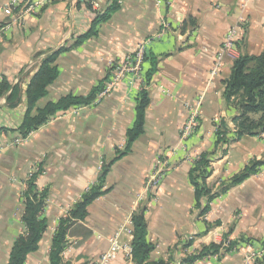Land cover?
Returning <instances> with one entry per match:
<instances>
[{
	"label": "crops",
	"instance_id": "0c3cea01",
	"mask_svg": "<svg viewBox=\"0 0 264 264\" xmlns=\"http://www.w3.org/2000/svg\"><path fill=\"white\" fill-rule=\"evenodd\" d=\"M34 1L18 0L13 5L11 0H0V25L6 27L0 37V145L21 140L0 153V264H8L15 240L24 234L20 197L34 163L47 170L43 177L49 183L48 216L53 212L50 217L56 224L62 216L59 207L80 196L96 179L99 162L113 161L104 180L105 192L88 206L85 219L75 221L68 230L62 254L66 264H97L111 249L116 234L121 245L131 247L132 218L142 209L147 241L153 246L150 264L178 262L182 254L172 250L180 245L181 235H194L186 244L188 254L219 242L240 210L231 238L249 233L264 241V166L215 199L208 222L221 219L223 226L208 231L209 223L195 209L192 160L185 149H176L190 111L186 104H194L203 95L201 128L189 152L213 156L207 183L229 181L252 161H264V133L232 141L225 154H218L222 147L217 150L215 122L225 120L232 128L233 118L240 114L224 98L223 81L230 77L234 59L226 57L225 65L213 72L215 55L234 29L241 39L237 43L241 55L264 53V0H118L120 8L81 43L93 30L97 13H103L112 0H54L29 11ZM163 23L169 27L148 48L150 60L145 64L152 67L154 59L156 70L147 83L129 74L100 105L92 106V101L79 115L68 113L72 107L59 112L24 143L20 127L28 110L27 88L48 55L62 51L57 60L59 77L39 106L69 94L88 97L103 86L113 61L131 52L137 42L160 33ZM240 24L246 25L244 33L237 29ZM144 88L150 99L144 133L130 152L117 158L114 149L127 141ZM163 167L167 174L158 190L151 188L148 182ZM52 235L46 233L27 264H49ZM241 262V255L231 253L193 264ZM109 264L135 262L125 247Z\"/></svg>",
	"mask_w": 264,
	"mask_h": 264
},
{
	"label": "trees",
	"instance_id": "16d2710c",
	"mask_svg": "<svg viewBox=\"0 0 264 264\" xmlns=\"http://www.w3.org/2000/svg\"><path fill=\"white\" fill-rule=\"evenodd\" d=\"M119 8L118 0H112L103 13H97V17L93 22V30L83 36L78 43L94 35L96 33L95 27L99 23L109 19L111 14ZM61 52L52 53L45 58L40 70L27 88L28 110L20 127L24 138H27L32 131L47 123L49 119L59 112L66 111L73 106L89 105L95 100L96 93L103 89V86L100 85L88 97L69 94L62 97L58 102L49 101L45 105L39 106V101L47 96L49 86L59 77L57 60ZM151 66L146 73L147 82L156 70L154 59L151 60ZM223 84L224 98L229 105L238 108L240 114L233 118L232 128L225 120H222L218 126V132L216 133L217 150L224 144L240 140L245 136H257L264 131V53L257 56L243 54L235 58L231 75L226 81H223ZM16 92L17 90L14 89L12 92L13 97L16 95ZM10 98L12 99V96ZM149 103V93L144 88L140 91L138 97L136 120L133 126L127 130V141L124 149L117 148V158L130 152L135 140L144 133L145 115ZM252 114H260L259 119H255ZM112 163L113 161L107 162L104 160L98 182L88 192L83 193L81 199L74 204L66 216L59 219L52 236L49 264H66L63 261L62 254L68 230L75 221L85 219L88 213V206L105 192L104 180ZM210 164L211 155L203 153L190 171L191 182L195 188L196 205L201 207L202 199L207 198L208 203L202 207V216L210 211L211 202L216 197L225 194L232 187L243 183L250 176L257 174L261 167L264 166V161H252L239 174L235 175L229 183L225 184L223 189L211 195H209L211 189L207 183V179L211 175ZM36 180V175L29 180V187L24 194L25 208L23 222L26 232L15 240L9 254L8 264H27L29 255L40 249V243L48 232L49 220L45 216L47 193L46 191L39 193ZM132 224L133 240L131 247L133 261L135 264H150L148 260L153 246L147 241L145 210L142 209L133 215ZM220 248L221 245L216 243L205 245L198 252L181 259L179 264H193L208 256L220 254ZM152 264L171 263L161 260Z\"/></svg>",
	"mask_w": 264,
	"mask_h": 264
},
{
	"label": "rangeland",
	"instance_id": "374dc122",
	"mask_svg": "<svg viewBox=\"0 0 264 264\" xmlns=\"http://www.w3.org/2000/svg\"><path fill=\"white\" fill-rule=\"evenodd\" d=\"M12 9H14V8H12ZM240 26H241V29H240L239 26L237 27L238 31L241 30L240 32L244 33L246 25L244 26V25L240 24ZM168 27H169V25H167L166 23H163L162 28H161L162 32L160 31V33L156 34L152 38H148V39L141 40V41L137 42L131 52H128L119 61H113V63L111 64L110 70H109V75L107 76V78L104 81L103 89L98 92V94L96 96V99L92 103V106L100 105L101 103H103V101H105L106 99L110 98L112 96L114 90L120 85V83L123 81V79L128 77L129 74L133 75L136 79L140 80L141 84L144 85V83H147L146 73H147L149 67L145 63H148V61L150 60V54L148 53V48L154 41H156L158 38L162 37L163 32ZM235 33H237V32L235 31ZM228 35H229V33L223 39L221 47H219V50L217 51V53L215 55V57L217 58V55L221 51H226V49H228L229 50L228 51L229 54H227L225 56L224 63H225L226 57H231V58H233L235 60V58H237V57H239L241 55V52H240V48L241 47L237 48V43L239 41H241V39L239 40V38H238V36L236 34L234 36V38H233L232 46L230 48H227L226 44L228 42L227 41V36ZM141 51L143 52V54L141 56V61H140V52ZM138 62H140V65H139L140 68L139 69L137 68ZM142 81H143V83H142ZM112 83H114V84H112ZM108 85H110L111 88H110V91H108L105 94V89H106V87ZM202 97H203V95H202ZM202 97H199L197 99V101H195L194 104H190V103L186 104V107H189L190 111H189V114L187 115V117L185 118V121H184V123L182 125V128L180 130L179 146L176 148V149H185V151L187 152V157L192 160V165H194L200 159V156H201L200 152H198V151L189 152V150H190V143L194 139V137H195L196 133L198 132V130L201 128L200 115L202 113V106H203ZM86 108H87L86 105L74 106V107H72L70 109V111L68 113L73 114V115L74 114L75 115H77V114L79 115L80 112L82 110H85ZM194 111H196L195 115H196L197 126H196V128H195L193 133L188 134V136L186 134L184 135L186 124L189 121L190 116L192 115V113ZM55 116H57V115H55ZM252 116L255 119H259L260 114H252ZM221 122H222L221 120L215 122L216 133L218 132V126L221 124ZM263 133H264V131L261 132L257 136H260ZM230 137H231V135H230ZM30 139H31V135H29V137H27V138H24L23 141H24V143H26V142L30 141ZM16 140H18V139H13L11 141H8V143H6V145L4 146L5 147L4 150H6V147L9 148V146H11L12 144L18 143V142H16ZM230 144H224L222 146L221 150L218 151V154H222V155L225 154L227 152L226 149H227V147H229ZM125 145H126V141L123 144L120 145V149H124ZM0 146H3V144L0 145ZM176 149L174 151H176ZM114 150H117L116 147H115ZM2 152H3V150H2ZM2 152H0V153H2ZM103 159H102V161L100 159L101 162H99V164H98L96 179L94 181H90L87 184L88 186L82 191L80 196L79 195L76 196L72 200L67 201L66 204H64L61 208L59 207L60 214L62 215L61 217L66 216L68 214V212L70 211V209H72L74 204L81 199L83 193L88 192L91 189V187L95 183L98 182V177H99V173H100V169H101V166H102ZM211 159H213V156L211 157ZM159 165L161 167H162V165L165 166V164H162V163H160ZM46 172H47V170L44 169L43 167L39 166V163L32 164L30 166L29 170H28L26 180L23 183L24 184V186H23L24 190H23L22 195L20 197V202L23 205V207H22L23 208L22 209V222H23V212H24V208H25V197H24V194L26 193V191H27V189L29 187V180L33 176L36 175L37 176L36 183H37V186H38L39 193H44L45 191L47 193V197H46V200H45L46 201L45 216L49 220L48 233L52 232L54 234L59 220H57L58 222L56 224H53V218L52 217L55 214H53V212H51L50 216H52V217L48 216V213H49L48 209H49V206H50V204L48 202L49 201V194H50L49 188H48L49 187V183L46 181L47 179L45 177H43L46 174ZM166 174H167V170H164V167L162 169L159 168L157 173H156V175L153 178H151L150 181L148 182L149 185L152 186L151 188L158 190L159 185H160L159 179L160 178L162 179ZM229 181L228 180H223V181L221 180V181H219L220 183H218V182H216L214 180V181L209 182L208 183V187L211 189L210 190L211 192H210L209 195L218 193L221 189H223L225 184L229 183ZM192 186H193V184H192ZM228 192L229 191H227V193ZM215 199L211 202V204L215 201ZM201 203H202L201 207H198L197 205H195V209L197 210V216H199V218H201L203 222L206 223V221H207V223H209L208 222V218H209V212L210 211L204 216L201 215L202 207L205 206L208 203L207 202V198H203ZM239 216H241V210L234 213V221H233V223H231V224H229L227 226L228 227L227 228V232L220 234L219 242H212V243H216V244L221 245L220 254H218L216 256H218L219 258H222L223 256H226L227 254H231V253L235 254L236 253L237 255H241V257H242L241 264H264V241L261 238H257L255 236L249 234V233H247V234L246 233L238 234L236 236V238H234V239L231 238V235H232L233 230H234L235 225H236V221L239 218ZM22 224H23V233H25L26 232V227H25L24 222ZM219 226H223V222H222L221 219H217V220H214L212 223H209L207 225V230L208 231L211 230V229L213 230L214 227L216 228V227H219ZM193 237H194V235H181L179 237V244L180 245L176 246L172 250V254H173V252L174 253L175 252L181 253L182 254V255H180L181 259L187 257L188 255L194 254V253L188 254L187 251H188L189 248L186 247V244L189 243L193 239ZM212 243H210V244H212ZM204 246L205 245H202V247H200L199 250H201ZM0 250H2L1 246H0ZM198 251H196V252H198ZM4 253H5V251H4ZM1 256H2V252L0 251V257ZM211 256H214V255H211ZM181 259L178 262H176L175 264H179ZM98 262H99V260H98Z\"/></svg>",
	"mask_w": 264,
	"mask_h": 264
},
{
	"label": "built area",
	"instance_id": "2783aa9c",
	"mask_svg": "<svg viewBox=\"0 0 264 264\" xmlns=\"http://www.w3.org/2000/svg\"><path fill=\"white\" fill-rule=\"evenodd\" d=\"M54 0H35L30 6H29V11H36L41 7H44L50 3H52ZM18 0H11V4L15 5L17 4ZM11 8H7V11L10 12ZM6 30L5 26L0 25V37L2 36V34L4 33V31ZM236 35L235 30H232L229 32V35L227 36V44L226 47L230 48L232 46L233 43V38ZM227 51V52H226ZM226 51H221L218 55L217 58L215 60V64H214V71L213 72H218L223 66H224V58L228 53V49H226ZM143 52H140V61H141V56H142ZM140 62H138L137 64V68L139 69ZM114 84V83H112ZM111 86L108 85L105 89V94L110 91ZM196 111H194L192 113V115L190 116L189 121L186 124V128L184 131V135L186 134L188 136V134H191L194 132L196 126H197V122H196V115H195ZM186 137V136H185ZM16 142H20V140H16ZM4 146H0V152H2V150H4ZM104 160L102 162V166H103ZM101 166V169H102ZM100 169V171H101ZM161 181V178L159 179V182ZM119 235L116 234L112 240H111V249L106 252L105 254L102 255L100 261L97 264H109L116 256L117 253L123 249H127V253L128 256L130 258H132V247H128V246H123L120 244L119 242Z\"/></svg>",
	"mask_w": 264,
	"mask_h": 264
}]
</instances>
